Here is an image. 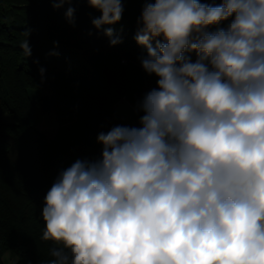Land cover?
<instances>
[{
    "label": "clouds",
    "instance_id": "obj_1",
    "mask_svg": "<svg viewBox=\"0 0 264 264\" xmlns=\"http://www.w3.org/2000/svg\"><path fill=\"white\" fill-rule=\"evenodd\" d=\"M88 3L97 30L121 20V0ZM138 25L157 87L47 192L43 264H264V0H155Z\"/></svg>",
    "mask_w": 264,
    "mask_h": 264
},
{
    "label": "trees",
    "instance_id": "obj_2",
    "mask_svg": "<svg viewBox=\"0 0 264 264\" xmlns=\"http://www.w3.org/2000/svg\"><path fill=\"white\" fill-rule=\"evenodd\" d=\"M53 2L0 0V264H6L7 251L16 255L14 264L52 259L50 249L58 246L42 239L39 205L63 170L78 159L101 157V132L130 127L115 104L126 99L140 118L139 103L157 87L158 77L142 68L146 50L135 39L145 4L155 0H128L121 20L99 30L92 20L101 13L88 0L60 8ZM69 7L75 9L74 24L66 19ZM107 28L113 29L112 37L105 35ZM114 38L121 42L111 45ZM26 39L29 57L21 47ZM54 53L61 56L60 66ZM30 90L48 95L33 96ZM47 114L58 125L51 138L38 127Z\"/></svg>",
    "mask_w": 264,
    "mask_h": 264
},
{
    "label": "rangeland",
    "instance_id": "obj_3",
    "mask_svg": "<svg viewBox=\"0 0 264 264\" xmlns=\"http://www.w3.org/2000/svg\"><path fill=\"white\" fill-rule=\"evenodd\" d=\"M128 0H121L123 7L126 5ZM53 62L57 65H61V56L60 54L54 53L52 56ZM30 90L31 95H37L39 97H44L48 95L47 90ZM115 111L130 125V127H140V118L136 112V110L130 105V103L124 99L118 101L115 106ZM7 121H11V118L7 115ZM57 122L53 114H47L39 123V129L43 131L49 138H51L56 129H57ZM45 206V201H43L38 208V215L42 218V209ZM59 247V245H57ZM4 262L6 264H14L16 262V255L12 251H7L3 257Z\"/></svg>",
    "mask_w": 264,
    "mask_h": 264
},
{
    "label": "crops",
    "instance_id": "obj_4",
    "mask_svg": "<svg viewBox=\"0 0 264 264\" xmlns=\"http://www.w3.org/2000/svg\"><path fill=\"white\" fill-rule=\"evenodd\" d=\"M122 100H124V99H122Z\"/></svg>",
    "mask_w": 264,
    "mask_h": 264
}]
</instances>
